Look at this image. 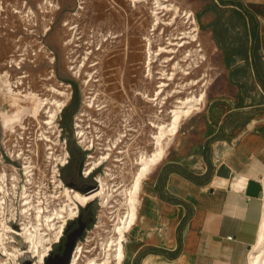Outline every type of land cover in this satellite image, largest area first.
Here are the masks:
<instances>
[{"label":"rangeland","instance_id":"1","mask_svg":"<svg viewBox=\"0 0 264 264\" xmlns=\"http://www.w3.org/2000/svg\"><path fill=\"white\" fill-rule=\"evenodd\" d=\"M49 1L59 4V7H51L47 0H0V167L4 166L9 173L12 172L16 161L5 153V149L12 151L17 146L26 148L29 144H32L35 150H39V156L34 158V163L43 165L47 147L49 145L54 148L60 147L59 143L64 137L67 138L69 148L76 158L79 152L77 140L79 131L82 130L85 132V143L91 146L94 141V149L97 146H109L118 142L117 149L112 148L113 153L119 149L125 150L121 154L126 155L125 166L116 162L119 165L116 168L112 166L116 170L111 172L117 175L116 179L119 181L117 183H124L129 187L141 165L135 164V159H139L141 155H149L155 149L156 139L152 132L157 131V127L149 122L161 121L147 114L153 107L137 97L136 91L142 89L145 83L149 93H153L159 80H167L159 77H167L174 72L175 80L169 81L171 85L166 89L181 90L179 96L186 98L192 95L193 91L199 92L202 84L208 80L203 87L207 92L206 99L200 108L189 116L202 111L209 96L214 92L219 68L214 52L207 42L202 1L173 0L182 9L194 11L199 26V41L181 46V43L189 40L188 37H184L183 32L189 30L190 25L182 15L178 16L172 26L163 24L158 32L165 28V35L161 41L154 44V49L157 50L151 65L157 77L154 82L145 75L149 66L144 39L154 32L152 3L147 4L143 0L137 3L132 0ZM165 2L172 3L171 0ZM16 8L23 10L24 14H29L30 18L28 16L22 18L16 13ZM161 15L165 21H169L175 16V11L165 9ZM66 23L74 26V29H69ZM70 38L74 39L73 44L67 45L66 41ZM199 44L207 59L200 62V66L195 64L189 66L192 58L189 59L187 56L188 49ZM99 46L102 48L97 49ZM160 46L165 47L163 52L159 51ZM87 50L94 52L90 55L89 64L81 71V75H78L74 73L77 70L73 67L77 63L80 64ZM94 62L99 63L96 67L90 66ZM178 62L181 65L176 67ZM184 68L186 69L183 70ZM91 71L95 72L98 81L87 84L85 83L87 72ZM203 78L206 80H202ZM192 80L199 83L196 85ZM187 83L189 84L186 85ZM53 88L65 94L57 93ZM55 99L64 101V104L52 118L51 109L55 107L52 101ZM90 100L100 104L102 109H91L88 106ZM176 103V97H172L162 108L164 121L170 120ZM18 105L23 106L21 116H16ZM69 108L73 114L72 119H67L69 127L65 130L62 118ZM189 116L184 117L181 122ZM5 118L10 120V128L5 126ZM48 121L54 122L50 124ZM61 128L63 135L59 142L56 134ZM23 131H26V134ZM29 131H32L33 138L27 137ZM43 134L49 135L51 141L39 140ZM69 140L72 141L71 144ZM121 155L118 157H122ZM14 157L16 158V155ZM76 166L74 161V164L65 168L66 181L78 183V178L74 177ZM105 186L107 189L112 188L109 183H105ZM116 198L118 199V196ZM97 200L103 204L100 211L94 202L90 208L91 212L86 214L85 210L83 212L81 210L80 216L69 222L67 234L75 232L78 223L80 226L76 232L79 234L78 237H81L72 250L71 259L80 244L92 249L93 252L96 250L100 252L101 242L111 235V231L105 232L104 228L113 229L114 224L108 211L112 208L105 206L102 199ZM120 201V204H116L118 206L116 214H123V211L127 210L126 203H123L122 199ZM96 213H99V217L96 216L94 220ZM93 220L94 222L99 220L97 222L99 227L90 225ZM85 225H88V230L82 233ZM134 233V230L126 233L125 258L122 264H127ZM10 245L8 244L7 248L13 250ZM56 248L59 247H54ZM2 259H11L10 264H13L15 257L2 256Z\"/></svg>","mask_w":264,"mask_h":264},{"label":"crops","instance_id":"2","mask_svg":"<svg viewBox=\"0 0 264 264\" xmlns=\"http://www.w3.org/2000/svg\"><path fill=\"white\" fill-rule=\"evenodd\" d=\"M200 1L217 82L142 180L127 264H249L259 238L264 0Z\"/></svg>","mask_w":264,"mask_h":264},{"label":"bare ground","instance_id":"3","mask_svg":"<svg viewBox=\"0 0 264 264\" xmlns=\"http://www.w3.org/2000/svg\"><path fill=\"white\" fill-rule=\"evenodd\" d=\"M132 1L134 3H137L138 1H142V0H132ZM143 1L146 2L147 4L152 3L153 5L152 14L154 16L153 17L154 19L152 23V31L154 32L145 36L144 39L146 40L145 47H146V53H147V62L149 66V68L147 69V73L145 75L148 77V79L150 77L151 81L154 82L157 79V77L155 76V72L153 68L151 67L154 61L153 60L154 54L157 51L154 49V44L155 42L162 40L163 36L165 35V30H166L165 28H162L161 32L159 33L158 32L159 28L163 24H167L171 26L174 25L178 16L182 15L185 19H187V21L186 20L185 21L187 23H190L188 27L189 30L183 32L185 34L184 37L189 38L188 41L181 43V46H185L186 44H192L193 42L199 41V26L196 22L194 11L182 9V7L174 3L173 0H171L172 3L165 2V1H170V0H143ZM47 2H49V5L51 7L52 6L59 7V4H54L52 3V1L47 0ZM81 7L82 5H80V8ZM165 9L175 11V16L169 21H165V19L161 15V12H163ZM16 13H19L22 18L25 16H28V18H30L29 17L30 15L24 14L23 10H19L16 8ZM66 26H69V24L66 23ZM69 29L73 30L74 26L70 25ZM184 37H181V38H184ZM73 38H70L69 41H66V44L67 45L73 44V41H74ZM106 40H109V38H106ZM76 45L78 46V44ZM199 46H201V44H199L195 48L188 49L187 56L189 59L192 58L191 62L189 63V66L193 64H195L196 66H200L199 63L204 62L207 59L206 54L203 52V48ZM101 48L102 46H99L97 49H101ZM164 50H165V47L160 46L159 51L163 52ZM93 52L94 50H87L86 55L84 56V59L81 60L80 64L77 63V65L73 67L77 70L74 73H78V75H81V71H83V69L89 64L88 60L90 59V55ZM98 63L99 62H94L90 66L96 67ZM180 65L181 64L178 62L176 67ZM185 69L186 68H184L183 70ZM163 74H166V73H163ZM174 74L175 73L173 72L170 75H167V77L160 76L159 78L161 79L166 78L167 80L166 81L159 80L157 82V85L153 93H149L148 87L145 85V83L142 89H139L136 91L137 97L141 98L143 101H145V103L150 104L151 107H153V109H151L152 111L149 110L147 114L150 117L154 116L161 121L156 123V121L151 120L149 122L153 126L157 127L156 129L157 131L152 132V134L154 135V138L156 139V141L154 142L155 149L149 155L148 154L141 155L140 157L141 159L137 161V163L141 165L139 166V169L137 170V172L134 174V177H133V180L130 186L125 187L124 189L123 194H125V197H126L125 203L128 207L127 214L124 215V214L119 213L118 216L113 219V224H114L113 229L108 228L109 231L108 229H106L108 233L111 231L110 232L111 235L109 238L101 242V246H100L101 250L99 253H97L96 255L95 253L87 254L89 253V251L88 252L86 251L87 248H85L83 244H80L76 248L71 264H122L123 263V260L125 258L124 241L126 239V233L131 230L133 224H135L137 217H138V202H139L140 188H141V183H142L143 178L163 158L172 136L177 133V129H178V126L181 120L184 117L192 114L196 109H199L200 105H202L203 101L206 99V90H204L203 87L204 85H206L208 80H206L205 78L202 79V80H206L204 84H202L203 85L202 89L199 92H195V93L193 91L192 95H188L186 96V98L179 96L181 90H178L176 88L174 90L173 89L167 90L166 88L171 85L169 81L175 80ZM91 81H95V82L98 81L97 77L95 76V72H92V71L87 72L85 83L89 84ZM194 82L195 80H192V83ZM195 83L197 85L199 82H197L196 80ZM188 84L189 83H187L186 85ZM53 89H55L57 93L65 94V92L58 91L56 88H53ZM172 97H176V102H177L176 108L172 109L173 114L170 116V120L166 122L164 121V118L162 116L163 115L162 112L164 111L162 108L166 106L169 99ZM52 104L55 105V107L51 109V114H52L51 117L54 118L56 115V112L64 104V101L55 99L54 101H52ZM88 106L91 109L94 108L95 110L102 109V106L98 104L97 102H95L94 100L88 101ZM22 107H23L22 105L17 106L16 116H21L23 114ZM35 111L36 110H34V112ZM48 122L51 124L54 121H48ZM5 126L7 128H10L9 127L10 120L8 118H5ZM79 133L82 134L81 137L82 136L85 137L84 131L80 130ZM120 138H121V135H120ZM46 140L51 141V138L46 136ZM117 143L118 142H114V145L111 144L110 147L111 148L116 147ZM7 178H8V172L4 168L0 172V180L2 182H5ZM262 181H264V176H263ZM2 186L3 185L0 184V189H2ZM66 194H67V204L70 208V212L74 214L76 211H74L73 209L76 208L78 202L85 204L86 202H88L89 199L97 197V196H101L105 206L108 207L109 200H110V197L113 195V192H111V188L110 189L106 188L104 180H102L101 188L90 194H84L78 190L71 191L70 189L66 190ZM101 221L103 222V220ZM30 223H31V220L28 223H24V235L30 241L33 251L37 249V253L39 254L40 259H42V257L45 255V249L41 251L39 246L40 244L43 245L44 236L39 233L38 227H35L36 231L33 232L31 228L29 227ZM45 223L51 229L55 227L56 225L55 222H52V219L50 216H48V219L46 220ZM6 229L8 230L11 228L6 227ZM8 234L9 233L5 232L2 228H0V243L4 245L3 250L6 253L11 254V255H16V252H13V250H9L7 248L8 246L5 244L6 243L5 236H7ZM54 235L50 234L49 237H57V233H55ZM41 262L42 260L35 262V264H41ZM249 264H264V216H263V220L261 224L259 238L251 252Z\"/></svg>","mask_w":264,"mask_h":264},{"label":"built area","instance_id":"4","mask_svg":"<svg viewBox=\"0 0 264 264\" xmlns=\"http://www.w3.org/2000/svg\"><path fill=\"white\" fill-rule=\"evenodd\" d=\"M45 121L47 122V120ZM62 131L63 128L56 134L59 142L62 140ZM47 132L49 133V131ZM23 133L26 134V131H23ZM81 135L82 134L79 133V144L85 143L86 140L84 136L81 137ZM45 136L50 137L49 135L43 134L39 140L46 141ZM27 137L33 138L32 131L28 132ZM21 138H23V136H21ZM59 144L60 147L54 148L52 145L47 147L45 163L43 165L34 163V158L39 156V150H35L32 144L28 145V147L32 148L17 146L14 150L12 149V151L5 149V153L10 155L14 162H21L22 165L20 167L14 163V170L9 173L6 181L2 183L0 180V183L3 184L2 189H0V227L5 232L9 233L5 236V244L7 246L11 244L10 246L13 252H16V255L6 253L3 250L4 245L0 243V264L12 263V258L2 259V256L9 255L15 257L13 264H35L36 261L41 260V264H45L54 246L63 238L68 223L79 216L81 206L85 205L78 203L76 208L73 209L76 212L74 214L70 212V208L67 204L66 190L74 189L65 182L63 178V168L69 163L71 155L65 137ZM93 144L94 141L91 143V146L85 143L89 154L87 160L83 163L82 174L87 178L93 175L95 171L100 170L101 172H98L94 176L91 185H95L100 189L102 180H104V183L110 184L113 195L109 200L108 208H112L109 214L113 220L119 214H116V209L118 207L116 204H120L121 199L123 203L126 202L125 194H123L126 186L124 183H117L119 182L117 180L118 178L116 179L117 175L113 174L111 171L116 170L113 169V167L116 168L119 165L116 162L125 166L126 155H121L125 150L119 149L116 150L117 152L113 153L114 151L110 145L97 146L94 149ZM116 147L115 149H117ZM112 154L117 155L114 156V160L111 162ZM119 154L122 157H118ZM14 155H16V158ZM140 159V157L139 159H135V164H137V161ZM20 170H23L21 174L18 173ZM114 192H116V194H114ZM116 196H118V199ZM97 198L102 199L101 196H97ZM101 205H103L102 202ZM126 208L128 209V207ZM123 212L124 215L127 214V210ZM48 216H50L52 222L56 224L52 229L45 223ZM30 220L31 223L29 227L31 230L35 232V227H38L39 233L44 236V246L42 244L39 246L41 251L45 249V255L42 259H40L37 249L33 251L30 241L24 235V223H28ZM6 227L12 230H7ZM55 233H57V237H49L50 234L54 235ZM88 241L89 240H87V242ZM86 251L93 252L92 249H86ZM95 252L96 251L93 253ZM71 263L72 259L70 264Z\"/></svg>","mask_w":264,"mask_h":264},{"label":"flooded vegetation","instance_id":"5","mask_svg":"<svg viewBox=\"0 0 264 264\" xmlns=\"http://www.w3.org/2000/svg\"><path fill=\"white\" fill-rule=\"evenodd\" d=\"M63 119V118H62ZM66 138V137H65ZM85 138V137H84ZM67 139V138H66ZM70 141V140H69ZM71 143H72V141H71ZM70 143V144H71ZM67 144H68V140H67ZM77 145L79 146V152H78V156L75 158V156H73V153H72V150L69 148V145H68V150H69V153H70V161H69V163L66 165V167L67 166H70V165H72V164H74V161H76V164H77V166H76V170H75V172H74V177L76 176L77 178H78V180H77V182L78 183H74L73 181H66L65 180V177H64V170H65V168L66 167H64L63 168V178H64V180H65V182L67 183V185H70L74 190H78V191H80L81 193H84V194H90V193H92V192H95L96 190H98L99 189V187H96L95 185L93 186V185H91V183H92V180H93V178H94V176L98 173V172H101L100 170H97V171H95L94 172V174L93 175H91L90 177H84L83 176V174H82V168H83V163L87 160V156H88V154H89V152H88V150L86 149V146H85V143H83V144H79V140H77ZM77 146V147H78ZM117 152V151H116ZM113 155V154H112ZM114 160V156H112V159H111V162ZM16 165H19L20 167H21V165H22V163L21 162H16ZM5 167L4 166H1L0 167V172L4 169ZM22 171L23 170H20L18 173L19 174H21L22 173ZM8 172V171H7ZM8 176H9V172H8ZM73 190V191H74ZM93 199V200H92ZM98 198L97 197H94V198H91V199H89L88 200V202H86L85 203V205H82L81 206V208H80V212H79V216H80V214H81V210H82V212L84 211V212H86V214L87 213H89V212H91V206H92V204H94V202H96L95 204L96 205H98L99 207H98V209L97 210H99L100 211V207H102V205H101V202H99L98 200H97ZM78 203H80V202H78ZM80 206V205H79ZM83 207H86V209H82ZM115 210V209H114ZM113 210V211H114ZM108 211H110V210H108ZM115 213V212H114ZM99 215V213H96L95 215H94V220H95V218H96V216H98ZM78 216V217H79ZM115 216V215H114ZM99 217V216H98ZM94 220L90 223V225H94V227H99L98 226V224H97V222L99 221H97V222H94ZM113 221V220H112ZM99 223H101V222H99ZM68 225H69V223H68ZM68 225H67V228H66V230H65V233H64V235H63V238L61 239V241L59 242V243H57L54 247H59V248H56V249H53V251L50 253V255L48 256V258L49 257H54V256H56V255H63L64 254V252H65V249H66V243H67V241H68V239H69V235L70 234H67V229H68ZM79 226H80V224H78L77 223V225H76V227H77V230L79 229ZM106 229H108V228H106ZM106 229L104 228V231L106 232ZM88 230V225H85L84 227H83V229H82V233H84L85 231H87ZM108 231H109V229H108ZM80 239H81V237L79 236L78 238H77V240H76V243H77V241H80ZM75 243V244H76ZM97 251L99 252V250H96V252H95V254L97 253ZM47 258V259H48ZM46 259V260H47ZM71 262V261H70ZM45 264H46V262H45ZM70 264V263H69Z\"/></svg>","mask_w":264,"mask_h":264},{"label":"water","instance_id":"6","mask_svg":"<svg viewBox=\"0 0 264 264\" xmlns=\"http://www.w3.org/2000/svg\"><path fill=\"white\" fill-rule=\"evenodd\" d=\"M221 172L222 173H224V172L228 173V171L225 169V166H222L220 173ZM76 231L69 235V239L66 243V249H65L64 254L63 255H56L54 257H49L46 260V264H69L70 263L71 253H72V250L75 246L76 240H77L78 235H79L77 233L78 231L77 232ZM75 233H77V234H75ZM27 264H30V263H27Z\"/></svg>","mask_w":264,"mask_h":264},{"label":"trees","instance_id":"7","mask_svg":"<svg viewBox=\"0 0 264 264\" xmlns=\"http://www.w3.org/2000/svg\"><path fill=\"white\" fill-rule=\"evenodd\" d=\"M72 114L73 112L70 111V108L67 109L65 112H64V115H63V121H62V125L63 127L65 128V130H68V123H67V119H72ZM70 143H71V140H70ZM76 147V146H75Z\"/></svg>","mask_w":264,"mask_h":264}]
</instances>
